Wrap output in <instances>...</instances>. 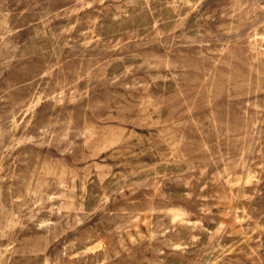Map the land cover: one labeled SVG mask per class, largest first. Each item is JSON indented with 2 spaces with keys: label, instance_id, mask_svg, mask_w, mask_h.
Instances as JSON below:
<instances>
[{
  "label": "rangeland",
  "instance_id": "obj_1",
  "mask_svg": "<svg viewBox=\"0 0 264 264\" xmlns=\"http://www.w3.org/2000/svg\"><path fill=\"white\" fill-rule=\"evenodd\" d=\"M0 264H264V0H0Z\"/></svg>",
  "mask_w": 264,
  "mask_h": 264
}]
</instances>
